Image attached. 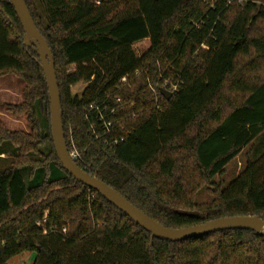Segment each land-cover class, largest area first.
Masks as SVG:
<instances>
[{"label":"trees","instance_id":"obj_1","mask_svg":"<svg viewBox=\"0 0 264 264\" xmlns=\"http://www.w3.org/2000/svg\"><path fill=\"white\" fill-rule=\"evenodd\" d=\"M25 2L52 51L67 147L83 171L168 228L264 220V5ZM7 75L26 83L14 109L29 111L33 134L0 125V144L18 152L0 172V264L28 252L33 264H264V237L255 232L160 240L75 180L54 148L40 57L25 45L11 0H0V77ZM162 79L180 82L170 100ZM79 84L82 95H73ZM240 156L242 172L225 183ZM204 186L211 198L201 201Z\"/></svg>","mask_w":264,"mask_h":264},{"label":"water","instance_id":"obj_2","mask_svg":"<svg viewBox=\"0 0 264 264\" xmlns=\"http://www.w3.org/2000/svg\"><path fill=\"white\" fill-rule=\"evenodd\" d=\"M11 4L15 8L23 26L25 32V45L27 47H34L40 57L41 69L45 76L50 97V123L54 148L63 168L75 180L88 187L90 190L97 192L136 225L150 233L154 238L160 240L181 242L229 230L252 231L264 237V220L258 216L224 217L189 228H168L139 210L114 188L83 171L77 163L72 160L67 147L63 124L61 94L52 51L48 42L36 26L25 0H11ZM160 93L167 100L173 97V95L165 89H161ZM178 213L185 216L199 215L197 212L189 211H178Z\"/></svg>","mask_w":264,"mask_h":264},{"label":"rangeland","instance_id":"obj_3","mask_svg":"<svg viewBox=\"0 0 264 264\" xmlns=\"http://www.w3.org/2000/svg\"><path fill=\"white\" fill-rule=\"evenodd\" d=\"M255 1L260 5H264V0ZM239 3H241V1H239ZM141 48H143V46L138 48V50ZM85 87V84H79L73 87L72 94L81 96ZM25 89L26 83L14 75L0 77V125L6 132L25 135L33 134V126L31 124V120L29 119V111L19 113L14 109L16 106H20L24 103ZM17 154L18 152L15 151L10 142L0 144V172L11 166ZM244 162V156H240L229 167L222 180L226 183L239 175L242 172ZM220 180L221 179H216L217 182ZM207 188L208 186H204L200 191V194H198L201 201H206L211 198V195L206 190ZM35 256V253H24L12 259L9 264H33Z\"/></svg>","mask_w":264,"mask_h":264},{"label":"built area","instance_id":"obj_4","mask_svg":"<svg viewBox=\"0 0 264 264\" xmlns=\"http://www.w3.org/2000/svg\"><path fill=\"white\" fill-rule=\"evenodd\" d=\"M123 83L127 82V79L124 78L122 80ZM161 88L167 90L169 93L174 95L175 93L178 92L179 90V81L175 82L173 80H168V79H162L161 80ZM154 91V90H153ZM155 92V91H154ZM101 116V121L105 123V128L108 130L111 127V123H107L106 119L104 116ZM111 116H115V110L111 111ZM70 156L74 162L80 161L81 156L75 146H72V150L70 152Z\"/></svg>","mask_w":264,"mask_h":264}]
</instances>
